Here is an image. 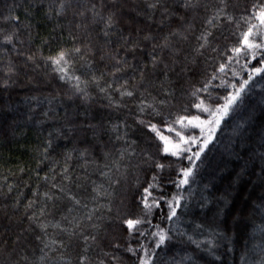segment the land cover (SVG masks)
Instances as JSON below:
<instances>
[{
    "label": "trees",
    "instance_id": "obj_1",
    "mask_svg": "<svg viewBox=\"0 0 264 264\" xmlns=\"http://www.w3.org/2000/svg\"><path fill=\"white\" fill-rule=\"evenodd\" d=\"M60 5L61 0H0V27L7 32L17 30L13 27L16 21L11 18L19 17L21 27L17 31L23 44L16 41L17 49L36 57V63L26 68L24 59L14 54L10 46L8 52L0 54L5 63L11 60L20 69L19 75L14 77L16 83L13 86L0 88V193L3 194L0 196V207L5 210L0 213V223L4 225L0 228V264H58L56 258L61 256V252L65 260L78 264L79 249H44L48 259H42L44 243L61 237L51 228L47 229L49 235L44 236L35 225L25 231L29 228L25 206L30 200H36V211L39 212L42 194L47 191L56 193L52 185L57 184L69 186L88 204L89 209L97 207V201L92 199L95 196L93 181L103 183L106 188L110 185L100 175V166L104 164L112 169L111 175L119 183L113 186L112 213L107 208H101L96 213L97 216L110 218L95 222L101 225L98 242L104 251H114L110 241L113 234L118 237L121 245L117 253L120 256L118 264H139L137 257L146 255L152 256L151 264H264V71L260 74L254 72L256 68L264 69V51L255 59L251 52L234 57L231 63L228 62V57L232 56L230 51L226 55L208 52L205 56H196L197 63L191 67L197 70V74L190 82L181 79L176 83L171 104L163 109L161 117L150 121L158 125L165 139L137 125L135 116L128 115V109H123L111 114V123L127 119L130 127L126 130V140H116L107 108L103 109L105 119H99L100 106L106 102L96 99L86 105L77 98L69 100L68 96L72 94L70 85L62 83L51 64L46 63L48 57H55L60 50L88 43L84 30L76 27L81 22L78 13L82 5L74 0L70 6L66 3L63 14L57 16ZM114 10L117 13V29L124 35L131 30L133 39L137 29H142V37L150 30L149 25L158 42L172 30H158L160 12H156L153 20H147L145 5L137 0H125ZM140 11H144L145 15H137ZM104 14L107 16L108 12ZM203 15L201 12L200 16ZM236 15L238 17L239 12ZM187 19L191 20L190 13ZM25 25L29 27H23ZM175 26L173 22L172 28ZM101 27L103 25H90L88 29L92 33L91 45L97 49L103 43V37L97 36ZM247 27L241 24L239 32L246 31ZM201 29L198 17L193 37L177 45L183 49L181 61L185 56L195 55L192 52L197 44L194 36ZM231 29L235 30V25ZM213 31L218 36L220 49L239 46L235 37L225 40L217 30ZM119 36L117 32L111 37L114 50L119 46ZM256 42H260V37L256 38ZM95 60L99 62L98 55ZM81 63L77 58L69 71L79 75ZM222 63L226 67L223 72H218ZM213 73L217 79L211 80L208 92L191 95L195 88H202ZM250 76L252 79L244 85ZM241 85L244 87L241 88ZM238 90L240 95L229 105L230 96H235ZM89 92L93 97L99 96L92 86ZM153 94L157 93L154 91ZM195 104H200V108L194 107ZM226 105L229 106L226 108ZM130 107L135 112L134 106ZM85 108L97 115V120L93 122L101 125L95 137L91 132L86 137L81 134V117L76 114ZM169 112L170 121L180 115L189 119L198 117L192 120L191 125L187 120L184 122L183 134L189 143L181 144V148L187 149L184 155L191 156L194 163L188 159H177L171 154L162 155L165 147L171 152L175 150L173 145L179 143V137L167 130L168 123L163 119ZM175 127L179 129L180 126ZM70 128L75 131L70 132ZM205 141L207 146L196 159L195 153L200 151ZM85 149L88 154L81 157L80 153ZM105 153L108 154L107 159ZM149 155L151 161L148 160ZM157 161L165 164L162 171L156 168ZM66 167L69 180L64 179L63 170ZM182 168H191L192 175L188 184L177 188ZM149 184L155 185L149 191L153 198L160 200L161 206L154 208L147 217L153 226L147 223L140 226L148 234L144 237L137 235L133 239L128 236L127 229L120 232L116 228V209L120 208L126 216H142L144 210L139 201L147 195L144 189ZM173 197L179 198L180 206L176 209V218L169 221L168 202ZM98 202L108 204L103 197L98 198ZM14 204H17L16 208L12 207ZM69 207H73L70 202L58 201L48 219L55 222L63 215L69 219L84 216L85 209L74 207L69 213ZM61 223L70 227L67 221ZM88 223L87 220H80L82 227ZM155 225L165 229L170 237L161 248L155 247L157 237L151 235L159 230ZM86 230L94 231L91 228ZM37 236L41 239L37 240ZM141 241L145 247L139 249L136 256L126 251L129 245L139 248ZM105 261L106 264H113L110 257H106Z\"/></svg>",
    "mask_w": 264,
    "mask_h": 264
},
{
    "label": "snow or ice",
    "instance_id": "obj_2",
    "mask_svg": "<svg viewBox=\"0 0 264 264\" xmlns=\"http://www.w3.org/2000/svg\"><path fill=\"white\" fill-rule=\"evenodd\" d=\"M72 2L73 0H61L60 10L57 11L56 15H62L65 4L67 3L70 6ZM74 2L82 5V10L78 13L81 22L76 27L77 29L84 30L88 43H83V46L78 43L70 50H60L55 57H48L46 63L51 64L62 83L70 85L72 94L68 96L69 100L77 98L86 105L96 99L106 102L100 106L99 119L101 121L105 119L103 109L107 108L109 110L107 117L111 131L116 133V140H126V130L130 127L127 119L121 120L118 123H111V114L113 112L118 113L123 109H128V115L135 116L137 125L146 128L150 132H155L160 139H165V137L161 136L158 125L150 121L152 118L161 117L163 109L171 104V98L175 96V92L173 91L174 85L181 79L190 82L192 77L197 74V70L191 67L197 63L196 56H205L208 52L226 55L230 51L232 56L228 57V62L231 63L234 57L246 56L251 52L253 59H255L261 51H264V0H137V2H142L145 5L147 20H153L156 12H160L161 19L158 21V30H162L163 28L172 29L159 42L157 37L151 32V25H149L150 30L142 37L140 36L142 29H137L135 39H133L131 30L128 35H124L122 31L117 29L115 20L117 13L114 9H116L117 5L122 6L125 0H74ZM106 11L108 12L107 16L104 14ZM201 12L204 13L203 16H200ZM237 12H239L238 17L236 15ZM189 13L191 14V20L187 19ZM137 15H145V12H137ZM198 17L200 18L202 29L198 35L194 36L197 44L192 48V52L195 55L191 57L185 56L184 60L181 61L180 54L183 49L177 47V45L181 42H187L193 37L195 21ZM5 19L7 20L8 18L6 17ZM11 19L16 21L13 27L18 30L21 27L19 17H12ZM173 22L176 23L174 29L172 28ZM241 24L248 25L246 31L239 32ZM90 25H103L97 33L98 37H103L102 44H99V40H97L99 49L91 45L92 33L88 31ZM232 25H235V30L231 29ZM23 27L29 26L25 25ZM213 29L217 30L219 36L225 40L235 37L238 40L239 46L231 47L227 50L220 49L217 43L218 36L214 33ZM17 30L7 32L3 27H0V54L8 52V46H10V50L14 54L24 59L25 67L27 68L36 63V57L35 55H26L24 51L17 49L16 41H19ZM92 31L95 32V29L93 28ZM117 32L120 33L119 46L114 50V41L111 37L115 36ZM257 37H260V42H256ZM19 42L23 44V41ZM44 43L47 44L48 41L45 40ZM149 45L151 46L149 47ZM97 55L99 56L98 63L95 60ZM77 58L83 62L80 64L82 71H80L79 75L69 71L71 64ZM208 59L210 60L211 57H208ZM225 67L226 65L222 63L217 71L223 72ZM262 71L264 69L261 68L254 70L256 74H260ZM19 72V67L13 61L9 60L5 63L3 56L0 55V88L13 86L16 83L14 77H17ZM212 79H217L215 73H213L211 79L202 88H195L191 95L197 96L200 92L207 93ZM251 79L252 76L244 82V85H247ZM29 83L31 84L32 81L30 80ZM244 85H241V88ZM90 86L97 90L98 97L90 95ZM154 91L157 94L154 95ZM239 95L240 92L238 90L235 96H230L229 105ZM148 97H151V99L149 100ZM130 105L134 106L135 112L131 110ZM229 105L225 107L227 108ZM193 106L198 109L200 108V104ZM76 115L81 117L79 127L82 136L86 137L88 132H91L92 136L95 137L97 130L101 127L99 123L93 122L97 120V115L92 113L89 108H85L83 112ZM170 117L171 112H169L168 116L163 117V119L168 123L167 130L174 132L175 136L179 137V143L173 145L175 150L171 152L168 147H165L162 155L171 154L177 159H188L190 163H194L191 156L184 155L187 149L181 148V144L189 143V140L185 139L183 134V129L185 128L184 122L187 120L188 124L191 125L192 120L198 119V117L189 119L186 115H180L174 121H170ZM176 125L180 126L179 129L175 127ZM121 129L125 131L122 132ZM69 131H75V129L70 128ZM191 142L195 143V141ZM207 143L205 141L200 151L195 153L196 159L200 158L201 152H203ZM48 147H51V140H49ZM87 154V149H85V151L80 153V156L85 157ZM104 155L105 159H107L108 154L105 153ZM151 159L152 157L149 155L148 160L151 161ZM85 163L87 164L88 162L85 161ZM100 168L102 169L100 175L108 180L110 185L106 188L103 183L96 184L93 181L95 186L92 191L95 193V196L92 199L97 201V207L89 209L88 204L76 193H73L69 186L57 184L52 185V188L56 189V193L47 191L42 194L43 201L39 212L36 211V200H30L25 206L26 218L29 221V228L25 229V231H29L31 226L35 225L44 236L49 235L47 229L51 228L55 230L57 236L61 237L60 239H52L48 243H44V247L41 249L44 253L42 259H48L47 252L44 249L52 251L79 249L80 251L77 256L78 264H106V257H110L113 264H118L120 261V256L117 253L121 245L115 234H113L110 241L111 247L114 250L112 252L104 251L100 248L98 242L101 225L95 221L109 219L110 217L97 216L96 213L101 208H107V211L110 214L112 213L113 209L111 205L115 196V188L113 186L119 183L118 180L113 179L111 175L112 169L107 164L101 165ZM156 168L162 171L165 168V164L157 161ZM103 169H107V171ZM63 171L65 174L64 179L69 180L70 177L67 175L68 168L66 167ZM180 174L182 178L176 183L177 188L188 184V178L192 175V169L182 168ZM153 180H156V176H153ZM154 186L153 184H149L148 188L144 189L147 195L143 196L139 201L143 205L144 211L142 216L132 217L130 214L126 216L120 208L116 209L114 217L116 228L120 232L127 229L130 238L134 239L137 235L144 237L148 234L146 229L140 227L141 225L147 223L149 226H153L151 220H148L147 217L152 214L154 208H160L161 206L160 200L153 198L149 191ZM9 191H11V186H9ZM2 195L0 193V196ZM34 195L40 194L34 193ZM100 197L107 199L108 204H99L98 198ZM65 200L73 206L68 208L69 213L73 211L74 207H78L85 209L84 216L69 219L67 215H63L60 220H56L55 222L52 219H48L51 209L56 207L57 202ZM179 206L180 201L178 197H173V200L168 202L170 211L167 219L169 221H173L176 218V209ZM12 207L16 208L17 204L12 205ZM29 210H31L30 214H28ZM4 211V208L0 207V213ZM80 220H87L89 223L82 227ZM61 221H67L70 227H65ZM3 227L4 225L0 223V228ZM154 227L159 230L152 232L151 235L157 237L155 247L161 248L170 237L165 229L159 228V225H155ZM87 228H91L94 231L88 232ZM36 239L40 240L41 237L37 236ZM144 247L145 245L141 241L139 248H133L129 245L126 251L136 256L139 249H143ZM154 251L155 249H153ZM22 258L26 259V257ZM56 259L58 264H61V262L62 264H71L70 260H65L63 252ZM137 259L139 260V264H151L152 256H138Z\"/></svg>",
    "mask_w": 264,
    "mask_h": 264
}]
</instances>
